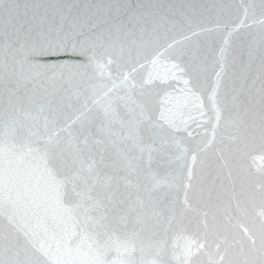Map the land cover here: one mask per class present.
<instances>
[{
	"label": "water",
	"instance_id": "95a60500",
	"mask_svg": "<svg viewBox=\"0 0 264 264\" xmlns=\"http://www.w3.org/2000/svg\"><path fill=\"white\" fill-rule=\"evenodd\" d=\"M0 264H264V0H0Z\"/></svg>",
	"mask_w": 264,
	"mask_h": 264
}]
</instances>
